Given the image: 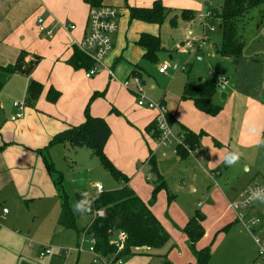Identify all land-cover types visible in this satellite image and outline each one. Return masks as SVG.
<instances>
[{"label": "rangeland", "instance_id": "rangeland-1", "mask_svg": "<svg viewBox=\"0 0 264 264\" xmlns=\"http://www.w3.org/2000/svg\"><path fill=\"white\" fill-rule=\"evenodd\" d=\"M156 1H161L170 9V13L161 26L138 21L129 22V6L150 8ZM105 5L117 8L120 15H123L121 29L124 28L126 37L119 41L117 47V53H122L123 59L115 70L116 82H120L118 83L120 89L131 94L121 83L128 80L134 68L141 69L144 73L145 93H148L152 100L163 98L164 102L169 103L168 107L172 108L174 113L179 107L186 85L197 86L204 81H215L218 86L217 94L211 102L221 107L222 111L217 116L219 119L212 123V129L219 128L218 133L222 136L220 140L225 147L216 148L211 138L203 137L202 147L204 150H210V154H206L202 149L197 152L194 147L187 144V149L184 150L187 153L185 157L175 155L172 151L167 157H163L164 149H157L150 136L144 132L142 136H139L138 131L133 129L136 136L140 137L141 144L140 148H132H136L137 154H142L144 149L146 152L152 150L156 158L157 171L150 163L146 166L141 164L129 182L130 188L137 192L144 202L150 203L154 187L160 181L165 182V188L157 195L152 211L169 234L170 241L161 251L154 253L169 254L168 259L171 264H195L183 228L195 213L200 211L206 217L204 222L206 234L199 248L207 246L211 248L212 264H248L255 255V246L248 231L242 224L235 222L234 214L228 210V204L250 183L264 184L263 123L257 122L251 124V128L246 127L253 133V136L249 138H246V132L243 129L248 101H257L256 97L264 93V84L259 86L258 73H246L250 69L248 65L251 62L264 63V6L251 10L238 24V35L244 43L240 58L230 59L219 54L222 36L217 28L218 22L207 20V25L216 30L210 33L206 48L208 50L204 52V58L197 59L195 55L177 52L176 46L183 43L187 37L201 38L203 29L200 17L196 18L191 12L181 11L193 10L200 15L210 8L205 0H107ZM221 5L220 0H215L211 4L212 8L216 9L214 10L216 13H219L217 10H220ZM182 15L193 22L185 21ZM173 19H176L175 25L173 24L175 27L171 24ZM189 31L193 34L188 35ZM144 32L160 38L163 50L156 54L155 61L143 58V50L136 44L137 39ZM170 57L173 58L172 61ZM176 62L178 66L175 69L173 65ZM15 63L14 60V63L10 65ZM165 64L170 65L169 73L167 76H160L158 69ZM46 70L42 73L44 78L49 77ZM58 78V82H67L66 76ZM222 80L223 85L220 84ZM76 81L81 88L85 85V82L79 78ZM14 83L11 81L3 89L4 109L0 112L1 115L13 110L14 102H20L26 106L27 92L25 97L24 94L22 96L20 88ZM221 93L228 96L227 101L222 100ZM95 94L91 95V98L87 100L88 104L85 105V109L89 107V112L90 104L99 98L98 95L92 101ZM135 104L138 106L137 101ZM189 105L192 104L189 103ZM181 110L184 119L190 122L196 121L194 116H189L188 109ZM222 113L224 114L221 115ZM119 118H124V115ZM120 121L122 126H130L124 120ZM248 124L246 123V126ZM172 131L175 136L179 135L176 128L172 127ZM189 151L194 153L189 154ZM229 151L234 152L237 161L225 169L223 163ZM51 152L55 168L64 176V190L72 209L78 202V188L86 187L83 190H91V187L94 188L96 184H100L107 192L124 186L110 174L98 158L92 157L87 150L80 152L81 154L75 158L67 154L69 159L64 158L65 152L61 146L53 147ZM201 154L206 157L203 168L196 161V156L199 157ZM207 158H210V161H207ZM149 176L152 177V182H146L145 179ZM191 187H194L196 191L192 192ZM52 199L54 200L43 197L34 201H23L21 210L8 205L11 213L16 216L10 226L21 232H30L36 239L32 238V241L30 239L28 241L32 247L33 264H91L93 262L90 252L91 243L84 240L83 234L78 235L77 231L62 229V232H59L61 230L56 226V221L60 213V202L56 197ZM49 208L48 216L46 212ZM33 214H37L38 217L34 218ZM88 219L87 216L82 215L77 220L78 230L86 226ZM48 221L50 225H46ZM46 226L50 228L48 236L45 235L46 231L43 228ZM43 245H48L51 249L54 246L55 248L64 247L71 252L68 256L56 255L54 248L56 255L54 258H47L54 254L40 257L38 250ZM119 264H161V261L158 258L135 256L125 258L119 261Z\"/></svg>", "mask_w": 264, "mask_h": 264}, {"label": "crops", "instance_id": "crops-1", "mask_svg": "<svg viewBox=\"0 0 264 264\" xmlns=\"http://www.w3.org/2000/svg\"><path fill=\"white\" fill-rule=\"evenodd\" d=\"M211 4L209 3L210 8L207 11H203V14L208 12L212 13ZM183 11L191 12L196 18L200 17L201 19V14L199 15L193 10H182L181 12ZM89 12L90 7L83 0H0V65H10L14 63V60L16 62L22 51L39 56L42 59L38 68L30 78L15 75L9 80L8 84L11 81L15 82L14 84L18 85L21 95L23 96L24 94V97L26 96L32 79L43 85L41 96L31 106L14 102L13 110H9L2 115L0 113V264H33L31 258L32 247L28 241L29 239L32 241L35 238L31 236L30 232H21V230H16L10 226V223L14 221L16 216L11 213L8 205L21 210L23 201H34L43 197L51 198V200H54L52 198L56 197L60 202V199L57 198L56 187L46 171L41 152L46 155L45 149L55 135L66 130L68 126H78L84 122L85 105L88 104L87 100L91 98L93 93H97L99 98L90 104V114L93 117L103 118L112 133L106 144L105 153L113 164L129 178V182L133 179L132 176L138 170L139 166L141 164L146 166L149 163L151 154L154 155L152 150L146 152L145 149L142 151V154H137L136 148H132L139 147L141 144L139 141L140 137L138 138L136 136L133 129L138 131L139 136H142V132H144L154 141L152 134L146 132V128L154 121V111L136 106V97L132 96V93L130 94L120 89L118 86L120 82L117 83L115 78V70L117 69L118 63L123 59V54L117 53V47L119 41L126 37L124 28L121 29L123 15L119 16V30L114 37V47L105 62L113 71L114 77H110L108 72L103 70L92 79H87L86 72L83 70H74L67 64L74 48H79L86 36ZM119 14L121 13L119 12ZM40 18L45 21V27L48 31L53 30L51 36L40 32L38 22ZM185 21L193 22V20ZM211 21L218 22L217 28L220 30L221 25L219 19L214 17ZM62 25L74 26L75 29L64 30ZM142 34L150 33L144 32ZM192 34L193 32L189 31L188 35ZM187 39L198 40L191 37H187ZM207 50L204 49L196 55L202 53V58H204V52ZM248 67L250 69L246 73H258L259 86L261 87L264 84V63L261 64L257 61L251 62ZM45 69H47L46 74L49 73V77L47 78L42 76ZM139 70L140 77L145 85L144 73L141 69ZM61 76H66L67 82H58V77ZM77 78L85 82L82 88L77 83ZM129 78H131V75L128 76ZM50 88H54L61 93L60 99L55 104L49 103L46 98ZM68 94L69 97H67ZM223 94L225 97L222 100L227 101L228 96L225 93ZM145 95L151 99L148 93H145ZM2 98L3 90L0 93V112L4 109ZM256 98L257 101H248L247 112L244 113L243 129L246 132V138L253 136V133L246 127L251 128V124L257 122L260 124L263 123L262 126H264V93L259 94ZM153 101L164 103L173 120L171 127L176 128L179 135L186 131L196 135L202 133L203 137L211 138L216 148L225 147L220 140L222 136L218 133L219 128L215 127L212 129V123H215L219 117H210L199 112L191 101L184 100L183 98L174 113H172V108L168 107L169 103L164 102L163 98ZM15 103L22 105V110L15 107ZM189 103L192 105H189ZM184 108L188 109L189 116H194L196 121L190 122L182 117L181 109ZM121 114L124 115V118H119L122 116ZM120 120H124L131 127L127 125L122 126ZM246 123H249L248 126H246ZM117 127L119 128L117 129ZM203 137L201 138V146L197 149L198 151L201 149L204 150L202 147ZM56 146L63 148L65 159H69L67 154L75 158L81 154L80 152L84 151V149L71 150L64 145ZM51 151L52 148L48 156L52 161L53 156H51ZM170 151L172 150H165L163 155H166L163 157H167ZM204 151L206 154L211 153L210 150ZM228 153L235 155L233 151H229ZM207 161H210V158H207ZM147 178L145 179L146 182H152L148 181ZM78 189L77 193L85 191L83 189H86V187ZM191 190L192 192L196 191L194 187H191ZM91 191L94 192L95 187H91ZM135 193L137 194V192ZM137 195L139 196V194ZM50 208L46 212L48 216ZM4 209L8 210V214L3 213ZM228 210L234 214L235 222L239 223L236 219V214L229 209V204ZM33 216L34 218L38 217L37 214H33ZM58 218L56 226L60 230H64L58 226ZM46 225H50V222L48 221ZM43 228L46 231L45 235L48 236L50 228L48 226ZM62 230L59 232H62ZM62 248L64 249V247H56L55 254H62ZM40 250H38V256H40ZM255 250V255H253L252 260L248 264L255 263L257 259L256 246ZM55 254L47 258L52 259L56 256ZM179 255L181 256V254ZM160 261L162 264V260Z\"/></svg>", "mask_w": 264, "mask_h": 264}, {"label": "trees", "instance_id": "trees-1", "mask_svg": "<svg viewBox=\"0 0 264 264\" xmlns=\"http://www.w3.org/2000/svg\"><path fill=\"white\" fill-rule=\"evenodd\" d=\"M83 1L91 9L104 6L107 0ZM206 1L213 3L215 0ZM220 1L222 5L220 10H217L219 13L214 11L216 9L211 8L213 16L215 15L214 17L219 19L222 27L220 30L222 43L218 52L223 57L238 59L242 56L244 49V43L238 35V24L251 10L264 6V0ZM128 10L130 23L138 21L158 26L164 23L170 13V9L165 7L161 1H156L150 8L128 7ZM182 16L184 17V15ZM174 22H176V19L171 21L172 26ZM137 45L143 50V58L152 61H155L156 54L163 50L160 38L150 34H142L137 41ZM41 61V57L22 51L15 64L0 65V93L13 76L21 75L30 78ZM67 64L74 70H85V72L93 66V62L77 47L74 48ZM139 71L138 68H134L131 78L138 77L141 79ZM217 87L215 81H204L197 86L186 85L182 98L192 101L199 112L210 117H216L222 111L221 107L215 106L211 102L217 94ZM27 92L25 104L31 106L41 96L43 85L32 79ZM96 96H98L97 93L93 96L92 101ZM60 97L61 93L59 91L50 88L46 98L49 103L55 104ZM169 122L171 125L173 124L170 114ZM146 132L152 134L154 141L157 139L158 131L155 121L146 128ZM111 134L106 121L103 118L91 116L89 107H87L85 109V120L82 124L68 126L66 130L52 138L45 149L46 155L41 152L46 171L56 187L60 199V215L57 224L64 230L77 231L78 235L83 234L84 240L90 243L93 242L95 251L109 261L119 262L128 257L147 256L151 259L158 258L162 260V264H171L167 254L157 255L154 253L161 251L170 241L169 234L152 211V205L155 203L159 192L165 188V182L160 181L154 187L150 203L144 202L128 186L129 178L115 167L105 153V147ZM182 135H184L186 145L189 144L196 150L200 148L202 133L196 135L186 131ZM56 145H64L71 150L84 149L89 151L91 156L98 158L110 174L123 183L124 186L117 190L102 193H94L91 190L81 191L77 193V200L78 202L82 200L89 202V211L85 213L74 211L69 205V199L64 190L63 174L55 168L48 156L50 149ZM178 152V155L182 157L187 155L182 148H179ZM229 155L233 154L228 153L227 156ZM236 161L237 159L234 163ZM149 163L157 171L154 155L149 159ZM230 166L223 163L225 169ZM98 212H102L103 215L98 216ZM82 215L89 218V223L85 228L78 230L77 220ZM205 220V215L197 211L183 228L195 264H212L211 248L208 246L199 248L206 234ZM120 233L126 235V239L122 243L119 242ZM118 242L121 248L117 245Z\"/></svg>", "mask_w": 264, "mask_h": 264}, {"label": "built area", "instance_id": "built-area-1", "mask_svg": "<svg viewBox=\"0 0 264 264\" xmlns=\"http://www.w3.org/2000/svg\"><path fill=\"white\" fill-rule=\"evenodd\" d=\"M119 10L111 6L94 7L90 9L88 17V28L86 36L83 42L80 44L79 49L84 53L92 62L93 66L86 72V78L92 79L101 71L108 72L110 77H114V73L106 65V59L111 54L114 47V37L119 30ZM214 19L211 12L201 14L203 34L198 40L187 39L181 44L176 46V51L183 54L196 55L200 51L204 50L208 46L210 40L209 33L214 32V27H209L206 23L207 20ZM39 30L49 36L53 34V30L48 31L45 27V21L40 18ZM64 30H74V26L62 25ZM170 65L165 64L159 68V74L167 75ZM223 85L224 81H220ZM121 85L130 91L137 99L138 106L151 111H154V121L156 123L158 137L155 140V145L158 149L172 150L175 155H178L179 148L187 149L185 144L184 135L180 134L175 136L171 124L169 122V112L162 102H155L149 99L145 95L144 84L138 77H132L127 81L121 83ZM15 107L22 110V105L15 103ZM173 147V149H171ZM198 152V150H196ZM193 151H189V154H193ZM164 154L163 156H165ZM205 155L201 154L196 156V161L200 167L203 168L205 161ZM148 181H152V177L147 178ZM256 188H264V184L252 183L247 185L237 196V198L229 203V209L236 214L237 221L243 225L248 231L254 244L257 248V259L254 264H264V203L260 201H250L249 196L251 191ZM96 193L104 192L103 186L97 184L95 186ZM4 214H8V210H3ZM98 216H102V212L97 213ZM126 239L124 233H120L119 242L122 243ZM118 242V246H119ZM94 243L91 242L90 252L93 256V264H119V262H113L100 256L94 248ZM121 248V246H119ZM40 257H46L54 254V250L50 246L45 245L40 247ZM70 250L63 249L62 254L68 256Z\"/></svg>", "mask_w": 264, "mask_h": 264}, {"label": "clouds", "instance_id": "clouds-1", "mask_svg": "<svg viewBox=\"0 0 264 264\" xmlns=\"http://www.w3.org/2000/svg\"><path fill=\"white\" fill-rule=\"evenodd\" d=\"M237 159L235 155H229L225 157L224 163L226 166H230L234 163V161ZM251 191V195L249 196L250 201H260L264 203V188H256L254 191ZM89 205L86 200H82L77 202L74 205V211L78 213H85L89 211Z\"/></svg>", "mask_w": 264, "mask_h": 264}, {"label": "water", "instance_id": "water-1", "mask_svg": "<svg viewBox=\"0 0 264 264\" xmlns=\"http://www.w3.org/2000/svg\"><path fill=\"white\" fill-rule=\"evenodd\" d=\"M221 28L222 27H220V30H221ZM202 57H203V54L201 53V54H198V55H196V58L197 59H202ZM170 60L172 61L173 60V58L172 57H170ZM174 68L176 69L177 68V66H178V62H176V63H174ZM224 97H225V95L223 94V93H221V98L222 99H224Z\"/></svg>", "mask_w": 264, "mask_h": 264}]
</instances>
